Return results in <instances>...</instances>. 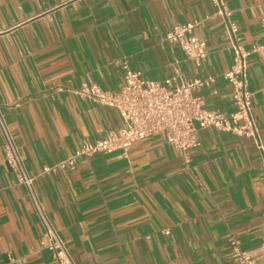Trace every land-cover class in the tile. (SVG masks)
<instances>
[{
  "label": "crops",
  "instance_id": "obj_1",
  "mask_svg": "<svg viewBox=\"0 0 264 264\" xmlns=\"http://www.w3.org/2000/svg\"><path fill=\"white\" fill-rule=\"evenodd\" d=\"M249 55V88L264 84V0H224ZM212 0H0V105L38 199L76 264H239L230 239L264 264V149L252 138L199 130L186 163L163 133L127 153L82 158L43 174L84 143L118 132L120 114L73 91L116 92L122 66L161 81L216 77L194 92L203 108L233 111L232 37ZM197 21L207 43L197 66L165 40ZM216 92V93H215ZM264 148V93L252 99ZM170 230V234H165ZM26 188L4 162L0 133V264H55Z\"/></svg>",
  "mask_w": 264,
  "mask_h": 264
},
{
  "label": "built area",
  "instance_id": "obj_2",
  "mask_svg": "<svg viewBox=\"0 0 264 264\" xmlns=\"http://www.w3.org/2000/svg\"><path fill=\"white\" fill-rule=\"evenodd\" d=\"M217 5V14L221 16L232 37L234 58L232 67L224 73L223 79L233 87V111L217 112L203 108L200 99L193 93L203 88L213 87L216 77L194 78L179 83L178 66L173 76L161 81L142 77V73L124 63V82L116 92L103 90L97 84L83 83L73 92L85 99L116 110L123 119V127L116 133L94 143H84L69 157L52 167H45L43 174L65 170L75 166L82 158L90 159L97 154H112L116 151L127 153L137 142L155 134L163 133L166 141L172 145L185 162H189V152L201 145L199 130L213 127L218 131L241 137L252 138L260 149H264L258 139V128L252 115V99L256 92L264 93V84L257 90L249 88L247 58L249 53L236 42L239 27L230 21L232 11L224 0H212ZM197 21L175 25L165 40L178 46L185 58L201 66L207 59V43L199 39L195 29ZM264 30V15L261 19ZM263 47H255L256 52ZM216 93V92H215ZM0 133L4 162L12 169L18 183L23 185L32 199L36 212L44 227L40 248L52 255L55 264H76L66 243L58 234L48 215L44 211L34 189L36 177L27 170L16 140L8 127L6 116L0 105ZM165 234L169 235L170 230ZM232 258L239 264H255L254 259L240 248L238 240L231 238Z\"/></svg>",
  "mask_w": 264,
  "mask_h": 264
}]
</instances>
